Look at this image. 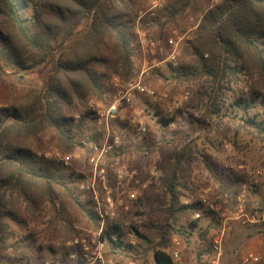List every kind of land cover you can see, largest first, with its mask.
<instances>
[{
  "label": "trees",
  "instance_id": "16d2710c",
  "mask_svg": "<svg viewBox=\"0 0 264 264\" xmlns=\"http://www.w3.org/2000/svg\"><path fill=\"white\" fill-rule=\"evenodd\" d=\"M195 1L173 0L159 12L160 21L152 22L161 37ZM134 7V0H0V19L14 33L9 36L0 32V79L6 84L9 79L27 81V75L35 68L38 73V81L30 84L29 103L0 107V251L15 252L24 243L6 244L8 223L18 222L13 212V201L17 199L35 210L43 201L50 202L58 221H63L62 211L74 210L88 227L98 228L92 200L79 199L78 183L82 176L44 163L23 142L51 131L57 148L67 153L82 150L83 139L95 140L91 114L78 119L71 115L79 102H105V82L110 77L124 82L136 77L131 24ZM182 53L192 64L172 68L170 76L164 79L208 82L211 104L217 103L218 91L224 85L243 84L254 97L261 96L264 0H220L204 12L193 40L183 45ZM251 107L253 102L242 97L233 103V109L246 115L244 123L264 144V121L247 116ZM145 111L152 115L148 109ZM153 115L162 127L168 124L160 112ZM191 154L192 149L185 146L163 163L166 217L165 228L151 247L154 264H173L165 253L171 236L185 242L197 236L205 245L201 251L208 246L206 231L199 220H193L196 214L204 213V205L199 201L184 204L180 191V176L187 173V166L194 164ZM214 178L219 188L217 205L233 206L242 179L230 187L222 176ZM136 236L152 244L147 236ZM123 237L121 226L113 225L102 231L100 240L106 239L114 248L133 249L124 246ZM29 238H25V243ZM201 255L197 257L198 264H202ZM4 262L0 259V263Z\"/></svg>",
  "mask_w": 264,
  "mask_h": 264
},
{
  "label": "rangeland",
  "instance_id": "374dc122",
  "mask_svg": "<svg viewBox=\"0 0 264 264\" xmlns=\"http://www.w3.org/2000/svg\"><path fill=\"white\" fill-rule=\"evenodd\" d=\"M134 1L135 7L131 13L132 28L138 12L149 8L151 0ZM172 1L167 0L163 8ZM218 2L220 0H196L177 19L174 26L163 31L162 37L152 20L160 21L159 12L163 8L156 12L152 20L145 17L139 22V27L145 34L158 43L154 54L149 55L148 76L144 77L142 82V85L152 89L155 95L150 98L135 94L131 102H126L124 98L118 103L117 116L124 118L111 120L108 138L111 140L117 136L121 145L100 159L96 166L90 162L95 153L87 139L82 140V150L67 153L57 148L51 131H46L38 139L23 142L44 163L61 166L82 176L78 183L80 200L90 199L80 185L83 180L93 177L96 178V190L101 198L109 194L120 200L117 225L123 229L124 246L130 245L133 249L114 248L106 239L100 240L103 244V256L108 264H154L151 247L157 242L158 234L164 230L166 217L163 209L167 196L163 192L162 166L185 146L192 149L191 160H194V164L187 166V173L179 178L184 204L192 201L202 203V198H205L207 203L213 204L218 211L209 210L208 206L202 203L204 213L200 218L195 219L194 216L193 219L199 220V225L206 231L208 246L205 251H201L205 245L197 236L190 237L187 242L177 236H171L165 252L177 250L181 256V264H198L197 257L202 254L201 263L207 264L213 256L212 239L221 229L220 213L232 214L241 195L244 196L243 208L248 216L257 218L264 213V144L244 123L243 116L246 115H243L241 110L233 109L234 101L242 97L244 101L253 102L247 116L264 121V89H260L263 92L261 96L254 97L243 84L224 85V88L218 91L217 103L211 104L208 100V82L166 80L164 77L170 76L172 67L168 63H164V67L154 66L168 57L171 44L177 45L178 66L192 64L190 59L183 55L182 47L186 42L193 40L197 24L204 12ZM150 22L153 23L152 26ZM0 32L9 36L14 34L2 19ZM132 45L133 60L139 73L142 69V58H139L137 43L134 41ZM153 59L157 62L153 63ZM36 70L37 68L27 75V81L9 79L6 84L0 79V107L22 106L31 101L30 84L38 81ZM112 78L113 76L105 82L107 98L102 102L103 106H97L96 100H85L76 104V109L71 115L77 119L83 114H91L93 132L97 111L109 106L114 100V95L119 92L113 87ZM120 90L125 92L124 89ZM143 106H146L152 115L148 116ZM157 111L167 120L166 126L162 127L156 122L157 116L153 114ZM140 126H143L146 132L138 139ZM93 134L96 136L93 144H103L106 133L99 131ZM65 157L69 158L67 164ZM120 167L128 170L127 175L130 172L135 174L125 177L117 184L115 172ZM256 170H261L262 175L258 176ZM215 176L225 178L230 187L237 179H242L233 206L220 208L221 206L217 205L219 188ZM13 202V212L18 222L8 223L6 244H19L20 241L24 243H20L18 251H0V259L5 261V264H85L79 250L69 244L76 236L91 238L97 228L88 227L71 209L62 211L63 221L56 220L54 209L46 200L36 210L30 209L23 200L17 199ZM73 224L81 226L83 231L74 232ZM263 224L231 222L230 231L223 241L220 264H240L247 254L258 257L255 264H264V233H261L264 230ZM137 233L147 236L152 244L148 245L137 238ZM27 237L30 238L25 243ZM71 254L75 257L70 258Z\"/></svg>",
  "mask_w": 264,
  "mask_h": 264
},
{
  "label": "built area",
  "instance_id": "2783aa9c",
  "mask_svg": "<svg viewBox=\"0 0 264 264\" xmlns=\"http://www.w3.org/2000/svg\"><path fill=\"white\" fill-rule=\"evenodd\" d=\"M167 0H151L150 1V8L145 13H140L138 16V19H143L145 17L148 18H154L156 15V12L160 11L163 6L165 5ZM171 44L172 42L169 41ZM150 44L153 46V44L150 42ZM171 52L168 55V57L163 61L155 64L154 66L160 67V64L168 63L172 68L178 67V53H177V45L171 44ZM147 71V70H146ZM127 89L134 90L138 94L145 95L147 97H154L155 92L143 86L140 83L137 84H129L127 86ZM120 96V95H119ZM119 99V98H118ZM116 98L115 102H113L107 109L103 110L100 109L97 111V117L98 122L97 125L99 128L103 127L105 129V141L101 145H96L95 143L90 144V148L94 151L95 156L90 159V162L97 165L98 161L105 156H107L109 153H111L113 150L120 147V139L116 136L109 140L108 136V126L109 121L111 119H114L117 116V105L118 100ZM146 132V129L143 126H140L138 129V139H140ZM68 157L64 158L65 163L68 162ZM128 170L124 167H120L117 169L116 178H117V184L120 183L121 180H123L125 177L129 176L132 177L135 172H130L127 175ZM256 174L258 176L262 175L261 170H256ZM103 180L104 177H101ZM80 188L85 191L92 200L93 203V212L97 216L99 220V226L96 229V231L93 233V236L91 238H85L81 236H76L74 239L70 242L69 245L76 247L79 250V253L81 254L83 261L85 264H108V261L105 260L103 256V244L100 241V235L102 231L107 228L111 227L113 225H117V210L118 206L121 205L120 200L113 198L109 194H107L105 197L101 198L99 193L96 190V178L93 177L91 179H86L81 182ZM243 198L244 196L241 195L237 200V206L234 210V212L230 215L225 213H220V222H221V229L220 232L213 237L211 242V248H212V259L207 264H220V259L222 256V246L223 241L225 239V235L229 233L230 231V223L236 222V223H264V214H261L257 216V218L253 216H248L243 208ZM202 203H205L208 206L209 210L218 211V209L213 204H208L207 200L205 198H202ZM202 213L196 214L195 219L200 218ZM72 229L74 232H80L83 231L81 226L78 224H73ZM168 257L171 259L173 264H181V256L177 250L174 251H168L165 252ZM75 255L71 254L70 258H74ZM258 261V257L254 254H247L245 255L240 264H255Z\"/></svg>",
  "mask_w": 264,
  "mask_h": 264
},
{
  "label": "crops",
  "instance_id": "0c3cea01",
  "mask_svg": "<svg viewBox=\"0 0 264 264\" xmlns=\"http://www.w3.org/2000/svg\"><path fill=\"white\" fill-rule=\"evenodd\" d=\"M150 8V7H149ZM149 8H147L146 10H144V11H140V12H138V14H137V16H136V18H134V28H133V31H134V35H135V39L136 40H134L136 43H137V46H138V51L140 52V54H139V58H142V69L140 70V72L138 73L137 72V75H136V77L133 79V80H131V81H128V82H124V81H122L120 78H118V77H116V76H113V78L111 79V81H112V83H113V87H115V89L116 90H119V92L117 93V95L115 94L114 95V100H116V98L119 96V101H118V103H121L120 101L121 100H123L124 98L126 99L125 101L126 102H131L132 101V97L136 94L137 96H141V94H138L136 91H134V90H129V89H127V86L129 85V84H137V83H140V84H142V82H143V78L144 77H146V76H148V64H149V62H150V57H149V55L150 54H154V52H155V50L154 49H157V47H158V43L155 41V40H153V39H151V38H149L146 34H145V32H144V30L141 28V27H139V22L140 21H142V19L140 20V19H138V16H139V14L140 13H145V12H147L148 11V9ZM147 19H150V20H152V18H148L147 17ZM150 42L153 44V46L150 44ZM135 54H137V53H135ZM134 58V57H133ZM165 60V59H164ZM164 60H161V61H155L154 59H153V63L154 62H157V63H159V62H163ZM134 61V60H133ZM135 64V63H134ZM160 67H164V65L163 64H160ZM147 70V71H146ZM146 87V86H145ZM120 89H124L125 90V92L124 93H122L121 92V90ZM122 95V96H121ZM145 96V95H144ZM113 100V102H115ZM112 102V103H113ZM111 103V104H112ZM110 104V105H111ZM96 105L97 106H99V107H101V106H103L102 105V102H97L96 101ZM109 105V106H110ZM120 105V104H119ZM109 106H107V107H102L103 108V110H105V109H107ZM119 108V107H118ZM145 109H148V108H146V106H143V110H144V112L146 113V111H145ZM119 118L120 120L121 119H123L124 118V116H116L114 119H116V118ZM78 118H79V116H78ZM77 118V119H78ZM114 119H111V120H114ZM111 120L109 121V126L112 124L111 123ZM97 122H98V117L96 118V121H94V126H95V132H93V133H97V132H99V131H101V132H105V129L103 128V127H101V128H99L98 127V125H97ZM139 122H141V121H139ZM109 126H108V128H109ZM91 143H93V141L92 142H90L89 144H91ZM259 248H261V247H259ZM262 253V252H261Z\"/></svg>",
  "mask_w": 264,
  "mask_h": 264
}]
</instances>
